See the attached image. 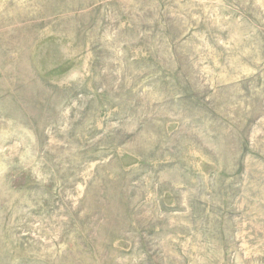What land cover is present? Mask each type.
<instances>
[{
  "label": "rangeland",
  "instance_id": "374dc122",
  "mask_svg": "<svg viewBox=\"0 0 264 264\" xmlns=\"http://www.w3.org/2000/svg\"><path fill=\"white\" fill-rule=\"evenodd\" d=\"M0 264H264V0H0Z\"/></svg>",
  "mask_w": 264,
  "mask_h": 264
}]
</instances>
